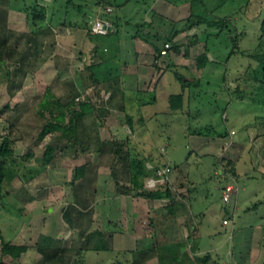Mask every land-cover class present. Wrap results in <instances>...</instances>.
<instances>
[{"label": "crops", "instance_id": "obj_1", "mask_svg": "<svg viewBox=\"0 0 264 264\" xmlns=\"http://www.w3.org/2000/svg\"><path fill=\"white\" fill-rule=\"evenodd\" d=\"M196 1L156 0L146 11L144 19L147 35L151 36L147 39L131 33L124 34L125 25L133 23L125 16L117 15L116 8L112 6L106 8L102 6L104 12L107 8L113 9L111 17L116 23L117 30L115 34L109 36H90L87 30L59 25L58 20L56 25L48 24L34 33L26 22L22 23L23 20L26 21L25 13L2 10L7 15V21L0 24V96L9 99L8 101L12 100L13 106L9 103L3 106L7 107L8 112L23 113L20 114L21 119L10 125L11 128L19 129L20 125L24 128L36 126L34 123L37 119H34V115L45 121L48 110L44 109V102L49 95L55 102L58 100L63 104L71 102L70 106L64 108L67 115L64 125H69L71 118L76 117L78 136L86 151L72 142L65 149L58 151L49 165L42 163L45 152L42 158L31 152L30 159L40 164L37 168L38 173L26 160L21 162L22 165L18 166L17 170L29 169L25 181L31 179L35 181L39 178L47 183L52 182L51 185L48 184L49 187H45L47 191L36 190L32 186L33 183L17 188H14L13 182L3 183L0 191V264L19 261L32 254L42 259V255L36 249L40 236L61 240L63 244L66 242L64 231L73 226L74 231H77L78 238H74L78 239L77 245L72 242L71 246L65 247L103 253L107 251H98L93 244L99 247L100 243L105 242L113 248L109 252L124 255L126 258L128 256L130 262L127 261V264H159L158 246L184 242L190 237L185 238L183 234L181 235L177 228L180 224H175L172 220L175 213L173 207L176 203L174 197L163 206L158 197L148 200L132 195L128 154L125 152L131 147L138 153L136 146L146 144L145 139L149 135L152 138V134L154 136L152 130L157 128L166 130L162 135H158L157 139L166 140L171 133L169 128L172 129V124L176 118L178 119L176 115L189 113L192 99L190 86L187 83L183 84L175 72L186 81L199 80L209 69L208 65L216 62L207 47L205 25H183L192 15L199 16L193 12ZM87 5L86 10L91 23L97 17L95 12L97 8L91 0H87ZM175 31L179 32L178 35L173 41H169ZM243 34L244 32L240 33L233 28V35L231 34L230 38L237 36L239 44L240 40L243 42L245 39ZM155 37L162 39L158 45L161 51L166 42L172 44L167 56H160L161 53L155 49V43L147 41ZM187 52L189 57L185 55ZM205 54L207 60H199ZM239 54L237 51L235 55ZM179 95H183V99L172 101ZM85 102L94 108V112H90V108L86 111L82 109L81 104ZM29 114L34 123L29 121L31 118ZM41 114H45V119ZM81 114L84 117L78 119ZM224 120L227 122L229 117L224 116ZM252 122L245 123L247 124L245 130L254 125ZM240 130L234 125L228 131L226 139L229 140L230 146L246 139L252 143V150L261 144L259 140L262 139L264 144L263 132L259 133L257 140H253V133L249 135L247 132L244 137L238 136ZM46 140L47 138L41 141L43 143ZM113 141L124 144L122 148L125 152L116 155ZM35 142L39 143L40 140L37 138ZM252 150V161L260 175L264 177V150L258 154L256 150ZM16 153L13 152L12 157H24L17 156L19 154ZM4 155L8 156L6 153ZM139 155L148 160V168L152 165L162 166L157 160L160 158L158 153L155 156L151 151L148 155L151 159ZM220 156V164L225 166V173H229L230 180H238L235 161L223 157L222 154ZM81 166H87L86 178L72 185L74 170ZM163 166L172 167L173 176L185 174L184 165ZM232 169L234 173L230 172ZM67 174L68 185H64L65 187L60 190L62 194L67 193L65 198L67 202L64 204L60 201L63 197L58 196L59 185L56 178L58 175L66 177ZM20 176L18 173L17 179H21ZM90 179L92 185L86 198L92 199V203L84 204L79 201L80 198H84V193L80 192L78 197L76 189L78 192L82 187L80 184ZM37 191H40L38 196ZM19 192L22 194L21 197L17 196ZM12 201L18 206L20 213L16 214L13 211ZM71 205H74L75 209L72 217L66 216L65 221L64 212ZM259 207H246V210L252 212ZM30 209L34 212L30 213L29 211H32ZM163 210L172 222L164 219L165 215L161 213ZM190 214L194 215L192 210ZM14 216L18 220L22 216L23 222L20 225L15 223L17 226H13ZM23 216L30 221H25ZM56 217L60 219L58 226L54 224ZM153 217L166 221L168 230L144 234L140 223L143 219ZM34 219H38L43 229L37 230L36 240L32 242L36 228L32 229L30 224ZM262 222L234 230L232 240L235 246L228 253L231 258L229 264H259L264 245V221ZM134 224H137L140 230ZM226 225H229V222ZM191 238L199 242L198 235ZM3 244L24 246L28 248V252L20 259L4 256ZM149 250L150 256L143 259L141 254ZM211 252L214 254L215 251ZM213 254L204 253L200 249V243H197L195 251L192 252L190 248L182 251L180 261L175 264H203L199 260L203 257L208 258L206 264H223L220 254Z\"/></svg>", "mask_w": 264, "mask_h": 264}, {"label": "rangeland", "instance_id": "obj_2", "mask_svg": "<svg viewBox=\"0 0 264 264\" xmlns=\"http://www.w3.org/2000/svg\"><path fill=\"white\" fill-rule=\"evenodd\" d=\"M155 1L118 0L119 7H116L115 13L121 17L125 16L133 23V25H125L124 34L131 33L140 38H143V36L148 37V32L143 27L145 25L144 19L146 11L152 7ZM36 3L41 6H49L50 12L54 10V0H0V24H4L7 21V15L2 10L21 11L34 6ZM60 4L64 5L62 1L55 5L56 19L58 21L65 19V9ZM95 7L97 8L95 10L97 15L95 19H97L105 10L100 5H96ZM72 11L75 12L76 10L72 9ZM193 12L198 13L206 21L223 20L227 22V24L215 27L205 24L204 27L205 31H207L205 38L208 41L207 47L212 52V56L216 62L208 65L209 69L203 74L202 79L191 82L189 89L192 94L190 111L188 114L182 115L180 113L176 115L178 119L176 118L172 124L173 128H169L171 132L167 136L169 138L159 140L161 138L157 139L158 135H162L166 130L158 128L157 130H152L154 136L152 134L151 138V135H149L145 139L146 144L142 146L137 145L136 150H138V153L137 151L136 153L148 157L147 159H151L148 156L151 151L154 152L155 156L158 153L160 158L157 160L162 166L152 165L149 168L161 170L169 168L171 170V173H168L165 180L158 183L152 189H156L158 186H166L174 194L173 197L176 203L173 207L175 213L172 216L175 219L173 218L172 220L175 224H180L177 228H179L181 235L183 234L185 238L187 236L196 237L198 235V243H200V249L204 253L210 252L213 254L211 251H215L214 254L218 253L222 257L223 264H229L228 262L231 258L228 256V253L235 246L232 240L234 230L259 222L263 223L262 221H264V177L260 175L261 173L258 172V168L252 161V143L250 140L245 138V141L241 143L236 142L230 146L229 140L226 137L214 136V133H228L234 125H237L241 129L238 136L244 137L247 132L249 135L253 133V140H257L256 137H259V133L264 130V106L255 103L253 101L254 95H252L258 88L259 82L248 80L249 77L253 76H258L259 79L264 78L262 67L255 59L243 54L241 55V51L256 50L264 42V36L261 32L264 20V0H197L194 3ZM25 22L30 26L27 16L26 21L23 20L22 23ZM193 22H195V19H190V21L185 22L183 25H190ZM135 24L139 26H135ZM233 28H236L240 33L244 32L243 36L245 39L243 42L240 40L241 42L238 44L240 45V54L231 56L236 43L230 38L232 37L230 30ZM148 41L149 43L152 41L158 46L162 39L158 37L157 41H155V38ZM240 86L241 92L238 91ZM8 100L0 96V108L8 103L11 106L14 105L12 100ZM20 114L23 113L8 112V110L0 114V144L3 153L12 156L13 152H17L16 154H19L17 156L26 157L33 152L38 158H42L41 156L44 154L48 146L47 144L53 142L52 135H48L46 137L47 140L43 143L42 141L39 143L35 142V140H37L42 126L47 123L46 120L50 118V115L46 114L45 121L39 120L34 115V119H37L34 123V119L29 114V117H31L29 121L33 122L36 126L24 128L23 125H20L19 129H12L10 125L21 119ZM224 116L229 117L227 122L224 120ZM184 119L185 121H183ZM250 121H253L254 125L249 126V130H245L247 127L245 123ZM201 131H204L207 135H199L198 133ZM259 142L261 144L253 149L256 150V154L262 153L264 150L262 139ZM221 154L223 157L235 161L238 180L235 181L233 178V180H230L229 173H225V166H221L222 164H220ZM26 162L30 166H34L35 172L38 171L37 168L40 165L38 161L27 158ZM163 165H171L173 167L175 165H184L185 174L180 173L173 176L174 169ZM28 171V168H23V170L20 168L17 171L21 175V179H16L13 182L14 188L33 183L32 186L36 190L45 189L47 191L45 187H49L52 182L47 183L39 178L35 181L32 179L31 181H25L28 178ZM31 173L34 172L31 171ZM68 176V174L66 177L58 175L56 178L57 185H59V188H57V192H59L58 196L63 197L60 201L64 204L67 202L65 199L67 193L66 195L65 193L62 194L60 190L65 187L64 185H68L66 184V181L69 180ZM91 180L82 182L80 184L82 187L78 192L76 189L78 197L80 192L84 193V198H80L79 200L81 203H92V199L89 198L87 200L86 198L90 194ZM147 182L145 183V187L149 188ZM227 185H232L235 188L229 202L224 201L223 188ZM20 192L17 196L21 197L22 194ZM39 192L37 191V196ZM157 197L163 206H166L173 198L169 197L164 191H161ZM260 201L262 202L260 203ZM11 204L14 208L13 211L17 214L20 209L15 205V202L12 201ZM254 206L260 207L258 209L253 208L254 210L251 209L253 210L252 212L246 210L248 207ZM74 209V205L66 208L64 212L65 221H67L66 216L70 215L69 217H72ZM191 210L194 215L190 214ZM29 212L33 213L34 211ZM165 212V210L161 211L165 215L164 219L171 220ZM9 219L10 221L12 220L11 218ZM54 219V224L60 225L59 217ZM24 220L30 221V219L27 220L25 217ZM37 220L34 219L33 223L30 224L32 229L33 227L36 228V233H33L32 242L36 240L37 230L41 231L43 229ZM161 220L162 218L157 219L153 217L143 219V222L140 221L144 234L167 231L169 227L165 224L166 221ZM225 220L229 222V225L224 224ZM12 222L13 226H17L15 223L20 225L23 222L22 216L19 220L14 216ZM134 226L140 230L137 224H134ZM73 227L66 228L64 231L66 242L62 246H71L72 242L76 243L78 240L74 239L78 238V236L77 231H74ZM126 227L128 228V224H126ZM25 235L28 236L26 233ZM93 245L96 248L98 247L96 244ZM122 248L124 249L125 247ZM262 248L263 253L259 264H264V245ZM86 251V249L82 251L84 254L82 256H75L76 251L71 252L65 256V263L74 264L77 260L84 264H127V261L130 262L128 256L126 258L124 255H118L114 252L97 253ZM9 264H43V262L36 254H32L19 261H9ZM57 264H60V262Z\"/></svg>", "mask_w": 264, "mask_h": 264}, {"label": "trees", "instance_id": "obj_3", "mask_svg": "<svg viewBox=\"0 0 264 264\" xmlns=\"http://www.w3.org/2000/svg\"><path fill=\"white\" fill-rule=\"evenodd\" d=\"M63 2V4H60L61 7L65 9L64 17L65 19H61L58 21L59 25L65 26V27H76V28H82L88 31L89 35H95L92 33L91 30V23L89 22V15L86 11L88 5L87 0H54V4L57 5L59 2ZM91 2L96 6L100 5L103 7H119L118 6V0H91ZM54 7V10L50 12L49 6H41L38 3H36L34 6L30 8H25L21 10L20 12L25 13L27 15L28 22L30 24V27L32 28V31L34 33H37L40 29H42L44 26L48 24L56 25L57 21V14H56V8ZM72 9H75L76 11H72ZM112 14V13H111ZM111 14H108L104 12L100 15V17L109 19L115 27V33H116V23L113 21V18L111 17ZM190 19H195V22L192 23L193 25H205L215 27V26H221L222 24H227V22L223 20H215L213 22L206 21L200 16H191ZM190 19L188 21H190ZM146 25H143L145 28ZM147 27V26H146ZM262 35L264 36V20L261 27ZM114 33V34H115ZM178 31H175L172 36L169 38V41H173L174 38L178 35ZM233 35V29L230 30V35ZM113 35V34H112ZM144 39L151 38V36L144 37ZM156 40H158L157 37H155ZM235 43V49L232 51L231 56L235 55L237 51H239L238 47V38L235 36L231 39ZM148 41V40H147ZM237 47V48H236ZM156 51L160 54L161 49L159 46L155 45ZM177 49V48H176ZM189 51V50H188ZM241 54L248 56L249 58L255 59L260 66L262 67V73L264 74V42L261 43V45L256 48V50L251 51H241ZM187 57H189V52L185 54ZM161 56V54H160ZM199 60H207V54L203 55ZM177 78L183 83L187 85H191L192 81H186L178 72H175ZM253 78V79H251ZM248 80L259 82L258 88L254 91V102L258 103L259 105L264 106V78H258V76L249 77ZM185 88V86H184ZM241 86L238 88V91L241 92ZM244 92V88H243ZM256 96V99H255ZM260 97V99H259ZM175 99H183V95H179L174 98ZM71 105V102H68V104H63L60 100L54 101L51 100L49 95L46 97V100L44 102V109L48 110V114L50 115V118L47 119L46 125L43 126V129L41 130L40 134L38 135V140L45 139L48 135H52L53 142H51L45 151L44 158H43V164H51L57 154L58 151L65 149L70 145V143H74V145H79L81 148L85 149L83 143L80 142L79 136H78V128L77 123L75 121L76 117L71 118L70 124L65 126L64 122L67 117L66 113L64 112V108ZM82 109L84 111L88 110L90 108V112H94V108L89 105L88 102L82 103ZM173 106V103H172ZM7 111V107L0 108V114ZM72 115V114H70ZM42 118L45 119V114H41ZM73 117V115L71 116ZM84 115H79L77 118L81 119ZM129 120V119H128ZM56 121V122H55ZM72 124V126H70ZM264 133V130H263ZM58 134V136H57ZM199 135H207L204 131H201L198 133ZM210 134V133H208ZM229 134L227 132L224 133H214V136H219L222 138L227 137ZM113 144V150L116 153V155L122 153L124 144L119 142H112ZM86 151V149H85ZM125 152V151H124ZM125 154H128V167L130 170V179H131V187L130 190L132 192V195L135 198H145L148 200L154 199L157 197L161 191H164L169 197H173L174 194L172 191L167 188L166 186L161 187L158 186L156 189H151L145 187V183L151 179L157 177V171L158 168H148L147 162L148 160L143 159L139 154L136 153V151L129 147L128 150H126ZM31 155L24 156L22 158H16V157H9L3 154V150L0 144V191L2 188V185L5 181L14 182L18 178V170L17 167L22 165L21 162H24L27 158H30ZM230 172L234 173V170H230ZM87 173V166H81L77 167L74 170V176L72 185H75L78 181H82L86 178ZM197 243L194 239L189 237L184 242H176L173 244L168 245H160L157 247L159 255V264H175L177 261H180L181 255L180 253L188 248L193 252L196 250ZM37 251L42 255L43 263L45 264H57L60 262V264H66L65 263V256L70 254L73 251H76L75 256H82L84 251L83 249L74 250L71 248H67L65 246H62L61 240H56L53 238H50L45 235H41L39 238V241L36 246ZM113 248L109 245H107L105 242L104 244L100 243L99 247L96 248L98 251H111ZM2 252L4 256H11L14 259H20L22 255L26 252H28V248L24 246H11L3 244ZM143 259L148 258L150 256V250L145 251L142 254ZM201 263L206 264L208 261L207 257L199 258ZM74 264H84L81 263L79 260H77Z\"/></svg>", "mask_w": 264, "mask_h": 264}, {"label": "built area", "instance_id": "obj_4", "mask_svg": "<svg viewBox=\"0 0 264 264\" xmlns=\"http://www.w3.org/2000/svg\"><path fill=\"white\" fill-rule=\"evenodd\" d=\"M113 12L112 8H107L106 13L111 14ZM91 30L92 33L95 35H101V36H109L115 33V27L114 24L109 20L102 17H98L97 19L93 20L91 22ZM172 48V44L170 42H166L164 44V48L161 51L162 56H167L169 54V51ZM168 173H171V170L169 168H164L163 170L159 169L157 171V177L151 178L147 182L149 188H154L158 183H161L165 180ZM235 188L232 185H228L224 188V201L229 202L231 199V195L234 193ZM228 221H225V224H227Z\"/></svg>", "mask_w": 264, "mask_h": 264}]
</instances>
